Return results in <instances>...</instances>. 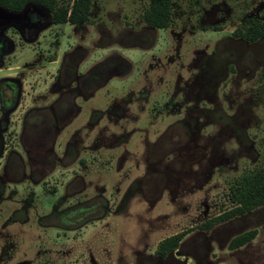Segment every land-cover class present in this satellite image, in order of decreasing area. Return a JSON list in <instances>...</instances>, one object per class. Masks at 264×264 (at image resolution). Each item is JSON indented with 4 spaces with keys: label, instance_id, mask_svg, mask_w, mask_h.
<instances>
[{
    "label": "rangeland",
    "instance_id": "obj_1",
    "mask_svg": "<svg viewBox=\"0 0 264 264\" xmlns=\"http://www.w3.org/2000/svg\"><path fill=\"white\" fill-rule=\"evenodd\" d=\"M171 2L165 30L144 24L149 0H94L84 24L13 38L0 81L22 95L2 132L0 264H165L159 242L182 232L177 264H264V207L204 228L233 208L236 179L264 170V39L235 35L264 22V0ZM78 50L82 76L102 64L112 78L63 131H22Z\"/></svg>",
    "mask_w": 264,
    "mask_h": 264
},
{
    "label": "flooded vegetation",
    "instance_id": "obj_2",
    "mask_svg": "<svg viewBox=\"0 0 264 264\" xmlns=\"http://www.w3.org/2000/svg\"><path fill=\"white\" fill-rule=\"evenodd\" d=\"M52 26H55L53 16L36 4L27 3L20 12L7 11L0 6V67L4 64V58L14 51L13 38L16 37L20 42L30 45L38 39L40 33ZM81 57L82 53L79 50L63 55L57 79L52 85L54 91L60 92L61 95L46 111L38 107L29 109L21 121L22 131H63L62 126L66 122H71L80 112L75 100L82 98L94 86L106 85L114 75L113 72L110 73L107 70L106 65L101 64L82 76V73L78 71ZM122 62L124 63V61ZM50 63H55V61ZM123 69L124 67H122L121 73H123ZM21 95L22 85L17 79L5 77L0 81V151L3 147L2 132L8 129L9 115L18 108ZM12 109L13 111L9 113ZM33 113H36L38 118L35 122L30 123V116ZM92 211V207L84 211L85 215L82 216V221L88 216L94 215ZM182 240L174 250L166 252L165 255L158 253L157 246L155 258L160 262L164 261L165 264H177L176 260L172 258L183 256L181 255Z\"/></svg>",
    "mask_w": 264,
    "mask_h": 264
},
{
    "label": "trees",
    "instance_id": "obj_3",
    "mask_svg": "<svg viewBox=\"0 0 264 264\" xmlns=\"http://www.w3.org/2000/svg\"><path fill=\"white\" fill-rule=\"evenodd\" d=\"M94 0H0V6L7 11L20 12L27 3L36 4L53 16L55 25L69 24L71 26L84 24L91 14ZM62 3L63 5H59ZM146 26L153 29L165 30L173 21V8L171 0H149L148 6L142 15ZM238 38L246 43H254L264 39V22L248 21L244 29L235 32ZM264 73V69H263ZM229 201L233 208L223 215L215 218L205 225L209 229L213 224L227 222L233 218L243 216L259 207H264V170L244 173L234 181L230 189ZM185 233H179L161 241L158 245V253L165 255L174 250ZM256 231H249L234 238L230 244V250H236L252 241Z\"/></svg>",
    "mask_w": 264,
    "mask_h": 264
},
{
    "label": "water",
    "instance_id": "obj_4",
    "mask_svg": "<svg viewBox=\"0 0 264 264\" xmlns=\"http://www.w3.org/2000/svg\"><path fill=\"white\" fill-rule=\"evenodd\" d=\"M12 111H13V109L9 113H11Z\"/></svg>",
    "mask_w": 264,
    "mask_h": 264
}]
</instances>
